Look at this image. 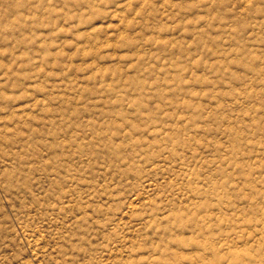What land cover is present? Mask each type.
I'll list each match as a JSON object with an SVG mask.
<instances>
[{"label":"rangeland","instance_id":"obj_1","mask_svg":"<svg viewBox=\"0 0 264 264\" xmlns=\"http://www.w3.org/2000/svg\"><path fill=\"white\" fill-rule=\"evenodd\" d=\"M0 264H264V0H0Z\"/></svg>","mask_w":264,"mask_h":264}]
</instances>
